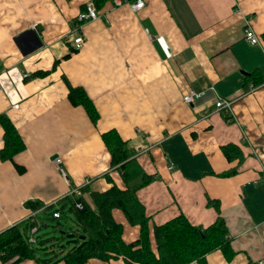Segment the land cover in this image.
Here are the masks:
<instances>
[{"label": "crops", "instance_id": "0c3cea01", "mask_svg": "<svg viewBox=\"0 0 264 264\" xmlns=\"http://www.w3.org/2000/svg\"><path fill=\"white\" fill-rule=\"evenodd\" d=\"M144 3L134 12L128 4L115 7L114 0L100 9L94 0H0V115L10 118L25 144L13 160L0 159V233L33 215L41 221L42 214L67 210L72 202L93 207L90 192L126 189L103 140L113 131L152 177L137 198L151 217L155 253L154 224L183 214L206 228L217 218L208 204L215 200L232 239L231 254L216 250L207 264H260L264 0ZM91 4L100 17L78 30L77 17ZM248 27L260 46L245 40ZM80 31L85 43L74 50ZM68 83L87 94L99 115L95 124L69 101ZM192 92L203 95L190 105L183 102ZM219 98L232 102L231 112L216 110ZM3 135L0 124V150ZM228 145L241 150L240 162L227 160ZM231 170L236 173L218 176ZM28 202L44 207L35 211ZM113 217L126 243L139 238L140 227L122 210L114 209ZM16 260L0 257V264H37ZM85 264L126 263L120 258Z\"/></svg>", "mask_w": 264, "mask_h": 264}, {"label": "trees", "instance_id": "16d2710c", "mask_svg": "<svg viewBox=\"0 0 264 264\" xmlns=\"http://www.w3.org/2000/svg\"><path fill=\"white\" fill-rule=\"evenodd\" d=\"M106 1L108 0H94L96 8L100 9ZM68 86L71 104L75 107L82 106L95 124L99 115L85 91L80 87H72L69 83ZM0 124L4 130L0 159L13 160L25 149V144L7 115H0ZM103 140L111 155V167L120 170L126 189L122 190L114 185L106 192H90L93 207L82 200V210L77 209L73 202H70L71 206L67 210L61 208L53 211V207L49 208L53 211L52 217L54 212H60V218L69 212L75 215L73 220L78 227L77 235L82 236L78 238L75 235V238L69 239L63 235L55 238L57 243L64 238L68 243H74L66 252L65 246H59L62 250L56 254L51 248L55 246V242L47 244V240H41L37 236L36 243L29 242L30 230L34 225L30 221L0 233V257L5 263L17 259L16 261L33 260L37 264H85L92 259L109 261L122 258L126 264H207V255L216 250H221L227 256L231 254L232 239L221 216L220 203L215 200H209L208 204L217 211V218L206 228L193 225L183 214L166 223L154 224L152 233L157 246L155 253L150 237L151 217L137 198L139 188L150 183L152 177L144 172L116 132L104 134ZM223 153L229 162L242 160V152L237 146H224ZM18 169L23 171L20 166ZM235 173L236 170H231L218 176L227 177ZM107 177L110 179L108 175ZM138 179L142 182L135 185ZM27 206L36 211L43 208L44 204L28 202ZM114 209L122 210L131 225L140 227V236L136 241L126 243L123 240V226L114 219ZM58 225H61L60 221Z\"/></svg>", "mask_w": 264, "mask_h": 264}, {"label": "built area", "instance_id": "2783aa9c", "mask_svg": "<svg viewBox=\"0 0 264 264\" xmlns=\"http://www.w3.org/2000/svg\"><path fill=\"white\" fill-rule=\"evenodd\" d=\"M124 4H128L132 11L136 12L140 9H142L145 5L144 0H114V6L115 7H121ZM99 13L94 5H86L83 11H81L77 17L79 26L78 30L82 26L84 22L90 21V20H96L98 19ZM245 40L247 43H249L252 46H260L262 44V41L260 37L252 30V28L248 27L245 30ZM85 43V39L83 34L80 32L77 33V36L73 40V49L79 50ZM254 88L252 87L251 90ZM201 92H192L183 97V102H186L187 104H192L193 102L197 101L202 97ZM232 109V102L230 100L219 98L216 101V110L217 111H225L227 113L231 112ZM169 170H172L174 167L173 165H169ZM90 180H86L84 185L88 184ZM77 196H81V191L79 189L74 190ZM75 207L79 210H82L84 208V204L81 202L75 203ZM54 218H60V212H54L53 213ZM29 221L33 223L34 225L31 227L30 230V238L29 242L36 243V234L39 232L42 223L40 219H38L35 215H33ZM260 264H264V260L260 262Z\"/></svg>", "mask_w": 264, "mask_h": 264}, {"label": "rangeland", "instance_id": "374dc122", "mask_svg": "<svg viewBox=\"0 0 264 264\" xmlns=\"http://www.w3.org/2000/svg\"><path fill=\"white\" fill-rule=\"evenodd\" d=\"M73 217H75L73 212H69L67 215L66 214L63 215V218L60 219H54V217L50 215L42 214L40 218L41 221L45 223V226L42 224L36 236L41 240H47L46 241L47 244H52L51 243L52 241L55 242V246L51 248L53 249V252H55L56 254H59L60 251L62 250V248H60L61 246H65L64 252L68 251L70 248L74 246V243H68L66 238L62 239L59 243H57L55 241V238L63 236L61 234V231L67 232L68 234H71V232L73 231L74 235H77L78 227L76 225V222L73 220ZM58 221H60L61 223L60 226L58 225ZM80 235H77L75 237L78 236L81 237L82 235L81 236Z\"/></svg>", "mask_w": 264, "mask_h": 264}, {"label": "water", "instance_id": "95a60500", "mask_svg": "<svg viewBox=\"0 0 264 264\" xmlns=\"http://www.w3.org/2000/svg\"><path fill=\"white\" fill-rule=\"evenodd\" d=\"M58 158V156L57 155H55V156H53V158L52 159H57ZM61 234L62 235H64V236H66L67 238H69V239H71V238H73L75 235L74 234H68L67 232H64V231H61Z\"/></svg>", "mask_w": 264, "mask_h": 264}]
</instances>
